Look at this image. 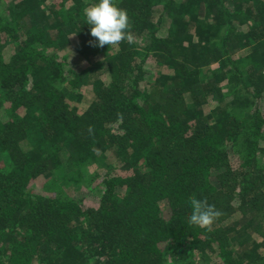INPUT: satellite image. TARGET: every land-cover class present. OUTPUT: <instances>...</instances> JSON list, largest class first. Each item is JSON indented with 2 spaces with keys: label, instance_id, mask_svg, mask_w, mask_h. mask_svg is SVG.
<instances>
[{
  "label": "trees",
  "instance_id": "obj_1",
  "mask_svg": "<svg viewBox=\"0 0 264 264\" xmlns=\"http://www.w3.org/2000/svg\"><path fill=\"white\" fill-rule=\"evenodd\" d=\"M92 2L0 0V264H264V0Z\"/></svg>",
  "mask_w": 264,
  "mask_h": 264
},
{
  "label": "clouds",
  "instance_id": "obj_2",
  "mask_svg": "<svg viewBox=\"0 0 264 264\" xmlns=\"http://www.w3.org/2000/svg\"><path fill=\"white\" fill-rule=\"evenodd\" d=\"M84 24L89 26V35L94 38L89 41L91 46L101 48L129 39L128 13L117 4V0H93L83 9ZM191 214L189 222L201 227H209L221 213L215 205L206 199L193 198L190 201Z\"/></svg>",
  "mask_w": 264,
  "mask_h": 264
},
{
  "label": "rangeland",
  "instance_id": "obj_3",
  "mask_svg": "<svg viewBox=\"0 0 264 264\" xmlns=\"http://www.w3.org/2000/svg\"><path fill=\"white\" fill-rule=\"evenodd\" d=\"M72 44L74 45V42H72ZM72 49H71V47L70 48H67V50L65 51V53L66 54H68L69 56H72L73 57V60L77 63V64H80V60L76 57V55L75 54H73L72 52ZM263 74H264V70H263ZM84 104H81L80 105V107L81 108H84ZM110 160H112V162H113V165H115V173L116 174H123V172L124 171H122L121 170V167H119V163L115 160V159H113V158H109V161ZM68 172V171H67ZM41 182V181H40ZM42 183V182H41ZM76 187H75V185H70V186H66L65 188H64V190L69 194V195H72V196H74V195H76L77 194V191H76V189H75ZM82 190H85L84 188H80V192L82 191ZM79 192V193H80Z\"/></svg>",
  "mask_w": 264,
  "mask_h": 264
}]
</instances>
